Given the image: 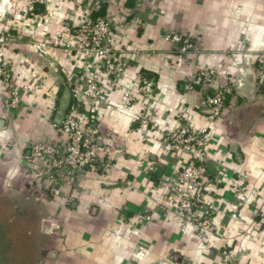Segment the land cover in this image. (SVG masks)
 <instances>
[{
	"label": "crops",
	"instance_id": "1",
	"mask_svg": "<svg viewBox=\"0 0 264 264\" xmlns=\"http://www.w3.org/2000/svg\"><path fill=\"white\" fill-rule=\"evenodd\" d=\"M32 1L0 0L9 84L21 99L9 109L0 81V264H224L223 250L235 264H264V0H39L28 13ZM106 14L125 65L118 77L98 57L83 63L66 31ZM171 34L192 47L178 51ZM206 69L212 81L195 85ZM83 72L100 86L92 126L107 151L52 196L28 180L26 144L57 141L54 117L69 98L86 111L89 101L72 92ZM223 72L233 93L211 118L201 94ZM144 73L151 95L139 89ZM182 123L209 137L197 189L205 197L197 208L211 219L206 233L172 206L169 183L191 153L165 137Z\"/></svg>",
	"mask_w": 264,
	"mask_h": 264
},
{
	"label": "built area",
	"instance_id": "2",
	"mask_svg": "<svg viewBox=\"0 0 264 264\" xmlns=\"http://www.w3.org/2000/svg\"><path fill=\"white\" fill-rule=\"evenodd\" d=\"M36 1L39 0L28 4V13H32ZM110 18L107 14L98 15L66 31L72 39V50L83 63L91 56L98 57L101 59L105 72L118 77L123 73L125 65L114 56L109 44ZM167 38L180 52L192 47L189 39L184 35L171 34L167 35ZM6 43V38L0 34V81L9 90V109H18L21 102L20 93L18 88L9 84L11 71L5 58L4 45ZM58 44L59 40L53 41V45ZM36 50L42 52L44 44L37 43ZM260 71L264 76V61L261 62ZM221 74L222 81L219 86L209 91H203L201 94L200 106L211 118L221 115L226 97L233 93V88L226 80L225 73ZM213 78L214 71L206 69L193 79V83L204 85L210 83ZM139 89L144 95H151L153 83L142 78ZM72 92L74 97L80 93L89 101L86 111L80 112L76 104L71 106L61 123L54 125L58 133L55 143L32 140L26 144L28 153L24 155V161L27 165V178L52 196L60 194V185L65 177L72 179L78 177L85 168L94 169L100 160V154L107 151L106 147L99 142L98 130L92 126L97 116L96 102L101 97L98 81L92 74L83 72L81 88L73 89ZM126 98L130 97L126 96ZM147 116H149L148 111L142 117L144 123ZM165 140L170 149L191 153V157L169 183V188L175 196L172 205L174 213L185 223L192 224L200 232L206 233L211 230V219L202 215L197 208L205 200L204 194L197 189L205 175L208 133L205 130L194 131L188 124L182 123L169 133ZM44 158H48L49 162H43ZM159 205L168 207L169 203L159 201ZM146 218L150 219L149 216ZM262 219L264 221V211ZM222 257L224 264H235L229 251L223 250Z\"/></svg>",
	"mask_w": 264,
	"mask_h": 264
},
{
	"label": "trees",
	"instance_id": "3",
	"mask_svg": "<svg viewBox=\"0 0 264 264\" xmlns=\"http://www.w3.org/2000/svg\"><path fill=\"white\" fill-rule=\"evenodd\" d=\"M142 78L147 79L149 77L144 73V74H142ZM227 98L228 97H226V99ZM72 105H73V102H72L71 98H69L67 105L61 111L56 112L55 117H54V122L60 124L61 121L64 119L65 115H67L68 112L70 111V108Z\"/></svg>",
	"mask_w": 264,
	"mask_h": 264
}]
</instances>
